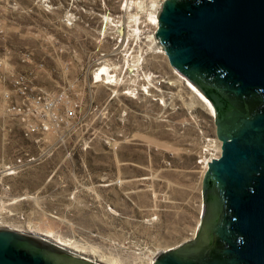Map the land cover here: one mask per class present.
Returning a JSON list of instances; mask_svg holds the SVG:
<instances>
[{"label":"rangeland","instance_id":"obj_1","mask_svg":"<svg viewBox=\"0 0 264 264\" xmlns=\"http://www.w3.org/2000/svg\"><path fill=\"white\" fill-rule=\"evenodd\" d=\"M123 1L0 0V229L62 239L99 260L152 264L195 234L205 174L197 159L215 126L159 45L143 70L166 81L164 105L127 97L118 79L94 83L114 46L101 32ZM19 73L48 95L66 91L76 117L25 136L2 104Z\"/></svg>","mask_w":264,"mask_h":264},{"label":"water","instance_id":"obj_2","mask_svg":"<svg viewBox=\"0 0 264 264\" xmlns=\"http://www.w3.org/2000/svg\"><path fill=\"white\" fill-rule=\"evenodd\" d=\"M156 38L170 65L213 103L217 121L221 109L223 117L228 115L224 119L226 128L242 127L255 145H264V108L250 118L247 106L235 101V96L247 94L264 104V0H166ZM218 137L223 142L222 156L208 163L207 174L214 170L228 177L235 217L222 232L243 236L239 247L228 250L231 258L219 264H264V146H243L235 138ZM245 166L251 171L263 168L252 191H246ZM202 223L204 219L199 229ZM212 223L210 217L208 227ZM192 242L194 239L158 253L153 264H177L175 255L187 253ZM203 247L194 246L193 253ZM0 264L105 263L39 234L0 229Z\"/></svg>","mask_w":264,"mask_h":264},{"label":"built area","instance_id":"obj_3","mask_svg":"<svg viewBox=\"0 0 264 264\" xmlns=\"http://www.w3.org/2000/svg\"><path fill=\"white\" fill-rule=\"evenodd\" d=\"M164 1L166 0L156 1L160 4L156 14L157 22L152 21L149 16V9L152 5L143 10V13H137L136 3L126 0L121 4L122 13L109 17L112 22L110 19L106 20L109 27L107 26V28L102 30L101 36L106 33V37L113 41L114 46L109 55L106 53L101 54V57L107 58L108 56L109 60L105 59V65L96 68V73L93 76L95 84L101 83L96 82L95 74H101L102 68L105 66L114 74L112 77L118 79V82L113 84V86H121L123 94L127 97L138 99L139 97L149 98L157 96L154 100H158L162 105L165 104L166 98L161 94L163 93L162 89L166 87V81L161 76L154 73L148 74L147 70H143L144 57L147 51H151L149 47L150 38L153 36L154 40L156 39V43L153 44L154 48L159 45L156 33L159 28V15ZM130 12L138 14V23L130 24ZM66 21L70 25L75 19L68 15ZM159 47L161 46L159 45ZM101 61L102 59L98 60L96 65H100ZM4 73V65L0 60V82L6 81ZM9 84L11 85V90L4 92L2 95L3 109L20 118L24 125L25 136L40 131L49 132L54 126V122L59 125L60 122H66L68 119L76 117V109L79 108V103L75 100L70 101L66 91L48 95L31 87L27 76L20 73L13 75ZM68 103H70L69 108L62 116L58 113L59 107ZM204 140L205 146L198 155L197 163L206 171L209 168L208 163H211L212 160L220 155L221 148L220 141L215 135L209 136ZM201 209H203V200Z\"/></svg>","mask_w":264,"mask_h":264},{"label":"flooded vegetation","instance_id":"obj_4","mask_svg":"<svg viewBox=\"0 0 264 264\" xmlns=\"http://www.w3.org/2000/svg\"><path fill=\"white\" fill-rule=\"evenodd\" d=\"M229 97L233 96L229 95ZM235 101L242 107L247 106L250 111V118H252L253 115H257V112H259L262 107L264 108V104L262 103V101L255 95L246 94L235 96ZM221 111L222 110L219 109L220 117L218 118V121L216 120V112L215 115L211 114L215 126L214 134L220 141L221 148V153L216 159H219L222 156L223 146V142L219 139L218 136H221L223 138H235L239 140L240 144L243 146H264L255 145L253 143L254 141L251 134L248 132H244L245 130L242 127L238 129L226 128L224 119H226L228 115L226 114L223 117ZM244 169L247 171L244 172L248 175V182L246 184L248 186L246 188V191H252L258 184L259 178H261L262 176L263 168H260L259 171H251L247 166H245ZM208 170L209 168L205 171L201 191L204 204L200 214V221L201 219H204V223H202L201 229H199L198 225L194 236L186 240L189 241L194 239V244L192 242L191 246L187 249V253L175 255L177 264H219L224 259L228 257L231 258V254H227L229 249H235L236 247H239L243 242V236H241L237 232H234V234L222 232L226 225L227 227H229L230 223L233 222L235 217L233 208L230 204L233 188L229 182V179L227 176L218 175L214 170L209 171L207 174ZM243 195H245L244 192ZM210 217H213L214 221V223H212V227H208ZM202 245L204 247L199 253H193L194 246L196 248Z\"/></svg>","mask_w":264,"mask_h":264},{"label":"bare ground","instance_id":"obj_5","mask_svg":"<svg viewBox=\"0 0 264 264\" xmlns=\"http://www.w3.org/2000/svg\"><path fill=\"white\" fill-rule=\"evenodd\" d=\"M139 5V6H138ZM160 4L156 1H154V3H152V6L151 8L149 9V16H150V19L154 22H157V17H156V14H157V9H158V6ZM136 6H137V9L139 11H143V10H146V5L145 3L143 2H137L136 3ZM141 9H140V8ZM134 16V17H132ZM110 19V18H109ZM129 19H130V24H135V23H138L139 22V18H138V14L134 15V14H130L129 15ZM111 20V19H110ZM112 22V20H111ZM152 36V35H151ZM150 42H149V47L151 48V51H156V52H160L159 50H157V47L154 48L153 47V44L156 43V39L154 40L153 36L150 38ZM164 53V52H163ZM114 74H112L110 72V70L108 68H106L104 66V68L102 69V73L101 74H98L97 76H95L97 78V82H103L104 80L107 82V84H112L113 83V80L116 79V78H113ZM113 79V80H112ZM182 80L184 81V83L187 85L188 89L190 90V92L192 93L193 95V98H194V101H193V104H201V106H203L204 108H206L208 111H210V113L212 115H215V108L214 106L212 105V103L186 78H182ZM104 81V82H105ZM116 82V81H115ZM149 93V92H148ZM11 229V228H10ZM13 230H17V229H13ZM19 231V230H17ZM22 232V231H20ZM30 234V233H29ZM31 234H34V233H31ZM35 234H39V233H35ZM40 236L44 237L46 240L48 241H51V242H54L56 243L57 245L63 247V248H66L68 250H72L78 254H81V255H86V252H84L83 250H80L78 248H75L72 246L71 243H68L66 241H63L62 239H59V240H55L53 238H51V236L49 235H43V234H39ZM71 244V245H70ZM86 256H89V255H86ZM92 257V256H90ZM92 258H95V257H92ZM97 259V258H95ZM99 260V259H97ZM101 262L105 263V264H119L118 262H114L112 260H106V259H103V258H100ZM154 262V261H153ZM152 262V263H153Z\"/></svg>","mask_w":264,"mask_h":264},{"label":"crops","instance_id":"obj_6","mask_svg":"<svg viewBox=\"0 0 264 264\" xmlns=\"http://www.w3.org/2000/svg\"><path fill=\"white\" fill-rule=\"evenodd\" d=\"M61 22L64 24L65 23V21L61 18Z\"/></svg>","mask_w":264,"mask_h":264}]
</instances>
